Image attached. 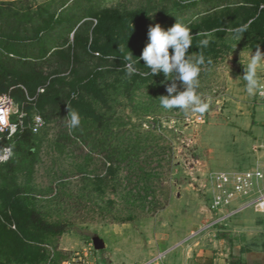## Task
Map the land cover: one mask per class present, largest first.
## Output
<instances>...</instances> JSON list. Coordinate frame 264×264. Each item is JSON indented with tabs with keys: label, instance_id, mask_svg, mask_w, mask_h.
<instances>
[{
	"label": "rangeland",
	"instance_id": "1",
	"mask_svg": "<svg viewBox=\"0 0 264 264\" xmlns=\"http://www.w3.org/2000/svg\"><path fill=\"white\" fill-rule=\"evenodd\" d=\"M56 15L63 22L46 34L69 42L76 34L77 64L52 75L57 58L50 56L46 80L33 91L31 72L16 61ZM250 21L238 41L234 29ZM175 22L194 35L189 53L206 58L198 92L211 104L202 115L160 106L162 74L125 72L124 56L140 57L148 28ZM204 38L210 44L199 48ZM16 39L25 47L10 52ZM258 44L264 51V0H0V56L10 65L2 69L0 96L14 102L12 120L25 113L44 121L36 132L17 134L13 155L0 163V264H75L89 252L104 264H138L165 253L207 209L208 175L249 165L236 160L248 148L240 140L234 150L231 130L263 104L242 78ZM138 63L139 72L148 71ZM79 106L94 116L69 130L68 109Z\"/></svg>",
	"mask_w": 264,
	"mask_h": 264
},
{
	"label": "crops",
	"instance_id": "2",
	"mask_svg": "<svg viewBox=\"0 0 264 264\" xmlns=\"http://www.w3.org/2000/svg\"><path fill=\"white\" fill-rule=\"evenodd\" d=\"M263 104L256 103L251 115L236 119L231 130L236 134L235 151L240 140L246 141L248 153L236 151L235 155L236 160L249 164L243 169L260 168L264 163ZM241 123L243 130L238 127ZM255 188L264 191V174L255 180ZM210 189L209 185L208 198ZM239 205L238 201L232 203V206ZM224 214L225 210L215 212L208 205L203 213L192 216L181 228L183 233L164 253V264H264V214L256 213L251 205L242 207L234 215Z\"/></svg>",
	"mask_w": 264,
	"mask_h": 264
},
{
	"label": "clouds",
	"instance_id": "3",
	"mask_svg": "<svg viewBox=\"0 0 264 264\" xmlns=\"http://www.w3.org/2000/svg\"><path fill=\"white\" fill-rule=\"evenodd\" d=\"M249 24L234 29L235 38L239 41L242 35L247 31ZM210 37V33L203 34ZM148 43L143 48L139 60L144 62L148 69L146 72H139L136 65L138 59H133V55L128 51L124 56L125 72L128 77L139 74L144 77L163 75L161 84L165 87L167 95L160 96V106L165 110L179 109L187 114L189 111L194 114H204L208 111L211 104V97L202 98L199 89V77L201 66L205 65L206 58L203 54L189 53L193 46V34L191 29L182 22H175L170 28L164 29L159 24L150 26L147 32ZM128 39V38H127ZM210 44L209 38L199 41V48H207ZM171 50V52H170ZM212 63L211 59L207 60ZM264 68V51L259 44L248 53L247 63L244 66L242 76L245 82V90L250 97L257 95L264 96V76H261V70ZM176 81H180L183 91H178ZM171 82V83H168ZM43 91V89H41ZM75 98V95L73 96ZM69 130L77 129L81 125V115L77 110L68 109L66 116ZM37 124L43 125L41 117H36ZM0 125L9 126L12 134L16 131V125H9L8 110L0 108ZM3 128L0 127V131ZM7 155L0 157V162L9 159L14 152V145L4 150Z\"/></svg>",
	"mask_w": 264,
	"mask_h": 264
},
{
	"label": "built area",
	"instance_id": "4",
	"mask_svg": "<svg viewBox=\"0 0 264 264\" xmlns=\"http://www.w3.org/2000/svg\"><path fill=\"white\" fill-rule=\"evenodd\" d=\"M264 83V80H262ZM264 103V96L258 95ZM0 108L8 110L9 125L15 124L16 131L14 134L10 132L9 126L0 125L3 128L0 131V157L7 155L4 151L7 147L12 146L13 140L17 134L22 133L25 128H29L32 132H36L41 125L37 124L36 117L40 115H31L28 117L25 113H19L15 120L11 119V115L18 112L14 108V102L5 95L0 96ZM17 114V113H16ZM28 117V126H23V118ZM42 118V117H41ZM10 159V158H9ZM9 159L4 162L5 163ZM264 174V163L260 168L240 169L234 172L213 171L208 175L211 194L209 197V208L218 212L225 210L226 216L236 214L242 207L251 205L256 213L264 214V191L256 190L255 180ZM234 201L240 203L239 206H232ZM98 250L94 248V252ZM90 255V256H89ZM88 256V258H87ZM164 253H159L153 258L144 260L138 264H164ZM63 264H72L70 261ZM75 264H104L93 252L85 254V259Z\"/></svg>",
	"mask_w": 264,
	"mask_h": 264
},
{
	"label": "trees",
	"instance_id": "5",
	"mask_svg": "<svg viewBox=\"0 0 264 264\" xmlns=\"http://www.w3.org/2000/svg\"><path fill=\"white\" fill-rule=\"evenodd\" d=\"M87 20L85 19L83 21L87 22ZM58 22L61 23V22H63V20L61 21V19L59 18V15H56L50 19L49 23H47V24L43 25L41 28L37 29V32H35L37 34L31 38V41L32 40L36 41L34 47L30 50H25L24 51L25 53L21 56L20 60L16 61V63L19 62V64L21 66L22 65L26 66L28 68L27 70H29L31 72V74H32L31 79L32 80L30 82V85L27 83H25V84L30 86L33 91H35L38 86L42 87L44 84V81L46 80V76H44L42 68L46 63L52 62L51 60H48L50 58V56H54L57 58L56 61L54 62L57 65V67L50 73L52 75L60 74L61 72H64L68 68L69 69L73 68L77 64V59H78L77 58L78 57L77 56L78 55L77 48L79 49L82 46H80L78 44L76 34H75L76 36L74 35L72 37L71 42H69L68 40L60 41L55 36L50 35V34L49 35L46 34V32L51 31L53 29V26ZM97 23L90 30L89 35L86 37V43H85V46H83V48L90 49L89 47L91 46V42H92L91 40H92L93 36L95 35V33L97 32V26L99 25L98 19H97ZM39 33L42 35H40ZM54 40H56V41H54ZM13 43H12V48L9 49L10 52H12V51L18 52V49H17L18 47L19 48L25 47V44L22 42L21 39H19V40L16 39V42L14 41ZM94 51L99 53V50H94ZM2 59H4V58H2ZM6 61H7V59H4V60H1V62H0V87L2 86L1 83L3 81H6V78L1 76L2 69L5 70L4 66H7ZM7 67H10V65ZM16 71L18 72V69H16ZM36 76H37V78H36ZM15 81H17V78L15 79ZM23 82H22V85H24ZM15 83H17V82H15ZM44 87H46V86H44ZM20 90H23V89H20ZM44 90L45 91L42 94V96L43 95L46 96L49 89L46 87ZM74 110H77L80 113L81 118L91 119L94 116V112H87V111L83 110L81 106H79L78 109H74ZM27 116L30 117V115H27ZM27 132H32V131L29 128H25L22 131V133H27Z\"/></svg>",
	"mask_w": 264,
	"mask_h": 264
},
{
	"label": "water",
	"instance_id": "6",
	"mask_svg": "<svg viewBox=\"0 0 264 264\" xmlns=\"http://www.w3.org/2000/svg\"><path fill=\"white\" fill-rule=\"evenodd\" d=\"M23 126H24V127H27V126H28V117H27V116H25V117L23 118Z\"/></svg>",
	"mask_w": 264,
	"mask_h": 264
}]
</instances>
